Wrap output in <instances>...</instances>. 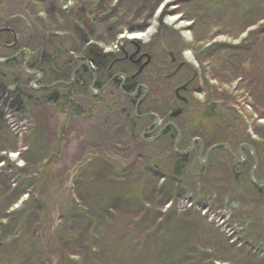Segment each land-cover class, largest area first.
<instances>
[{"label":"rangeland","instance_id":"374dc122","mask_svg":"<svg viewBox=\"0 0 264 264\" xmlns=\"http://www.w3.org/2000/svg\"><path fill=\"white\" fill-rule=\"evenodd\" d=\"M137 47L150 62L133 80L147 93L131 98L119 90L131 85L119 87L124 71L136 75L132 62L91 65L87 56L111 49L123 57V48L131 56ZM186 152L188 196L164 206L155 197L156 208L123 204L135 178L138 188L161 190ZM253 152L261 186L264 0H0V264H152L155 235L182 253L181 264H264L263 195L244 174L255 167ZM106 200L112 209L92 218ZM170 207L198 216L166 228ZM243 213L250 236L230 224Z\"/></svg>","mask_w":264,"mask_h":264},{"label":"trees","instance_id":"16d2710c","mask_svg":"<svg viewBox=\"0 0 264 264\" xmlns=\"http://www.w3.org/2000/svg\"><path fill=\"white\" fill-rule=\"evenodd\" d=\"M92 50V51H91ZM89 50L88 52V56L87 58L90 59L91 62H93L95 65H101L105 62H108V61H111V56L112 55H108L109 59H106L107 56H104V55H101L100 53H98L97 50L95 49H91ZM41 58L43 56V53L40 54ZM39 56V57H40ZM40 58V59H41ZM45 58V57H44ZM43 59H41L42 61ZM42 63V62H41ZM50 74L52 75V78L53 79H60L61 77V74L62 72L58 71V70H55L53 66H50ZM125 73L129 74L130 72L128 71H124ZM79 80V82L81 81L80 79V76L78 77L77 81ZM132 86L131 87H124V89L126 91L128 90H133L135 88V81L132 80ZM115 85L116 87H119L121 85L120 83V80H116L115 82ZM1 91L3 92V95L7 98H9V96H11V92H9V89L5 86V85H2L1 87ZM7 98H4L3 101L5 102L7 100ZM53 99V97L51 98ZM5 103L4 105L2 106V108L4 109L5 108ZM189 131H191V129H189ZM183 133V132H182ZM188 137L191 136V134H188L187 135ZM190 156H183V157H175V161L173 162V170L171 173L167 174V176L165 177H162L164 178L165 180L163 181L162 185H161V190L160 188H157V186L153 187L152 189H148L147 190H143L142 188H138L140 187L142 183H140L139 180H137L136 178L134 179V181L131 182V184L133 185H136V189L134 192H131V193H128V195L125 193V197H123V200L125 201H122L123 204H127V206H131V208H133L135 205H137V203L139 202L140 205L144 208L146 206H149V205H152L153 208H156L154 206V200H155V197L159 198V200H162L161 202L162 205L164 206L165 204H168L170 201H172V198H174L175 196H177V198L181 199V198H185L186 196H188L189 191H188V188L192 187V180L193 178L190 177L189 174H187L185 171L187 168V166L189 165V162H190ZM259 169L257 170L256 172V175H258L259 172ZM154 173H156V169H151ZM199 172L198 175L199 177H202L204 176V173H205V170L204 168H201V169H198ZM229 170V171H228ZM124 172H126V170L124 169ZM233 173V171H232ZM230 171V169H227V177H228V182L229 184H233V178L234 177H229V176H233ZM245 176L247 177V180H246V186L250 185L248 181H250V174L249 172H245L244 173ZM124 175H127L124 173ZM163 175V174H162ZM264 175V174H263ZM117 177H121L120 175H117ZM125 177V176H124ZM261 177V174L259 176V178ZM151 180V176L149 177ZM189 178H190V183H189ZM264 178V176H263ZM182 179H186V181H182ZM258 180V179H257ZM236 181V179H235ZM154 182V181H153ZM248 182V183H247ZM227 183V182H226ZM251 187V186H250ZM231 189V188H229ZM222 190V189H221ZM232 190V189H231ZM255 191L258 195L262 196L263 195V200H264V188L262 189H257L255 186L252 187V191ZM148 191V192H147ZM233 191V190H232ZM248 191V190H247ZM114 201L116 202V199L115 200H112L109 205H113L114 206ZM107 202L106 201H102L98 208H99V212L98 213H95V215L92 217V218H95L97 215H101V213H106L108 212V209L110 208L109 205H105ZM129 204V205H128ZM112 209V208H110ZM139 207L138 206H135V210H138ZM168 210V209H167ZM165 212V217L164 219L161 221V225H164L166 228L167 226H177L179 228H182L184 226L183 223H181V219L180 221H176L175 218H180V217H186L187 215H194L192 214L191 212H186L182 215H179L177 216V213L173 210V207H170L169 210ZM82 213V217H83V214L84 212L81 211ZM248 214L246 213H243L242 215L240 214V218L238 219H234L233 218V222H231L230 224H234V225H237V224H240L241 228L243 229L242 230V234L243 235H246V236H250V226L253 225V223L251 222H248V219H247V216ZM198 215L196 214V216L194 215L195 219ZM101 219L104 218V216H100ZM92 218H89L85 221H83V224L89 228L91 226V219ZM243 219V221H242ZM97 219H95L94 221H96ZM244 227H246V229L244 230ZM173 229V228H172ZM171 229V233L173 235L174 238H176V234L173 232V230ZM254 232V231H252ZM162 235V234H160ZM151 236L148 235V237ZM150 239V238H149ZM165 236L164 237H157L156 239V235L151 239L152 242H157V245L155 246H148L147 244V250H151V253H152V264H181L184 263L182 261L183 258H181V255L182 253H178V255L175 254V249L173 248V250H167V248L170 246L169 243L165 242ZM258 242V239L255 240V242L253 244H256ZM246 246H248L246 244ZM264 262V260H263Z\"/></svg>","mask_w":264,"mask_h":264},{"label":"flooded vegetation","instance_id":"af4514ba","mask_svg":"<svg viewBox=\"0 0 264 264\" xmlns=\"http://www.w3.org/2000/svg\"><path fill=\"white\" fill-rule=\"evenodd\" d=\"M136 48V47H135ZM134 48V49H135ZM133 50V49H132ZM137 51H135L134 52V50H133V53L131 54V56H128V54H129V51H128V53L126 52V50L123 48L122 49V53H119L120 55H122L123 57H116L117 55H115L114 57L112 56L111 57V59H124V61L125 60H129L130 62H132L137 68H138V72L136 73V75H133V77L132 76H130V74H127V73H125V75H127L126 76V78L124 79V82L122 83V85H121V87H119V88H122L123 86H124V84H126V83H128V85H131L132 86V80L135 78V77H137L141 72V69H143L149 62H150V59H148V58H146L144 55L145 54H140V48L139 47H137V49H136ZM19 53V52H18ZM21 54H23V51H20V54L18 55V56H20ZM145 58L147 59L146 61H147V63H145L144 62V60H145ZM140 64H141V66H140ZM140 66V67H138V66ZM105 76V75H104ZM120 75H117V76H115V77H113V82L115 83V79L116 80H118ZM130 79V80H129ZM129 80V81H128ZM108 83H110V82H108ZM107 83V84H108ZM106 85V84H105ZM104 86V85H103ZM131 86H129V87H131ZM144 86H141V85H136V89L134 90H128V91H126L125 93L121 90V89H119L122 93H123V95L124 96H129V97H131V98H134L135 96H137V93L139 92V90L142 88V89H144L143 91H145L146 92V90H145V88H143ZM134 91V92H133ZM133 92V94L135 93V95H129L128 93H132ZM142 100L140 99L139 101H137L136 102V104H135V111H139L140 110V108H141V105H142V102H141ZM139 116V115H138ZM137 116V117H138ZM141 119H145V118H148V116L146 115V116H139ZM168 127L169 126H165L164 127V130H167L168 129ZM156 129V126H155V128H154V130ZM175 129V128H174ZM175 131H176V133L178 134L179 132H178V130L177 129H175ZM153 133V132H152ZM146 134V133H145ZM147 135H149V134H147ZM178 139H180L179 137H178ZM196 143L201 147V148H205V142H203V141H196ZM225 148H226V150H228V153L231 155V157H233V158H235V155H234V153L232 152V149H231V151H229V147H228V145L226 144L225 146H224ZM240 147V146H239ZM242 148H248V149H250L251 147L249 146V145H244ZM239 150H241V148H239ZM190 154H193V152H190ZM240 156H242V157H244L243 155H242V153H241V151H240ZM252 157V156H251ZM236 160H237V158H236ZM243 161H244V159H243ZM223 163H225V161L223 160ZM224 165H226V163L224 164Z\"/></svg>","mask_w":264,"mask_h":264},{"label":"bare ground","instance_id":"6f19581e","mask_svg":"<svg viewBox=\"0 0 264 264\" xmlns=\"http://www.w3.org/2000/svg\"><path fill=\"white\" fill-rule=\"evenodd\" d=\"M128 37H130L131 39H142L143 35H133V34H131Z\"/></svg>","mask_w":264,"mask_h":264},{"label":"water","instance_id":"95a60500","mask_svg":"<svg viewBox=\"0 0 264 264\" xmlns=\"http://www.w3.org/2000/svg\"><path fill=\"white\" fill-rule=\"evenodd\" d=\"M74 75V74H73Z\"/></svg>","mask_w":264,"mask_h":264}]
</instances>
